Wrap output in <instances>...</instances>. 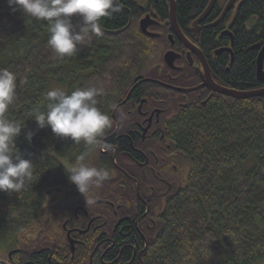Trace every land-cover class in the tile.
I'll list each match as a JSON object with an SVG mask.
<instances>
[{"label": "trees", "instance_id": "obj_1", "mask_svg": "<svg viewBox=\"0 0 264 264\" xmlns=\"http://www.w3.org/2000/svg\"><path fill=\"white\" fill-rule=\"evenodd\" d=\"M175 1L176 21L185 30L210 0ZM226 1L217 0L210 18L220 15ZM236 2L240 5L230 28L233 62L224 77L231 89L244 92L264 87L255 76L257 52L250 50L264 44V0ZM117 3L121 10L101 20L103 34L78 46L75 56L61 59L47 43L46 22L0 0V68L17 76L9 119L24 125L14 146L34 164L32 180L21 192H0V259L17 250L13 254L17 264L38 263L36 255H29L49 244L59 224V214L54 217L57 211L45 200L61 188L67 194L75 189L67 171L80 154H86L85 163L91 167L106 171L113 167L99 146L93 153L94 146L60 139L49 128L37 126L32 113L46 111V92L53 87L69 94L77 88H102L97 107L110 117L136 77L156 78L150 74L158 62L149 50L153 40L140 33L138 22L147 14L167 19V1ZM129 16L130 25L124 29ZM252 18L253 26L246 28ZM71 22L78 31L82 19L73 16ZM210 40V34H204L202 45L210 47ZM154 88L145 83L132 94L146 95L152 103ZM168 131L187 171L175 195L154 209L156 227L140 264H264V97L214 101L209 110L180 119ZM29 132L31 142L25 139ZM126 241L118 248H136V236ZM131 255L124 247L120 260L128 263ZM130 264H139L136 257Z\"/></svg>", "mask_w": 264, "mask_h": 264}, {"label": "flooded vegetation", "instance_id": "obj_2", "mask_svg": "<svg viewBox=\"0 0 264 264\" xmlns=\"http://www.w3.org/2000/svg\"><path fill=\"white\" fill-rule=\"evenodd\" d=\"M236 3L217 24L215 21L220 15L210 18L211 13L197 24L195 21L200 16L196 17L185 30L176 21L183 39L192 49L186 47L173 28L166 24L169 16L161 21L155 14H147L156 22L148 27V32L157 37L142 35L153 40L149 50L157 55L158 62L150 74L156 78H143L151 81L138 85L133 81L129 90L133 86L151 83L157 86L152 89L155 100L151 103L146 95L136 97L132 94L134 88L113 114L129 90L121 101L114 104L110 112L112 127L103 137V142L113 148L105 150L99 146L100 153L113 166L107 171L108 178L99 188L92 186L84 196L76 186L69 194L63 188L59 189L61 198L51 203L57 211L53 216L59 214L57 235L49 244L29 255H36L37 264H130L134 257L141 263L149 235L156 227L154 209L175 195L187 171L182 154L170 138L168 126L209 110L214 101L225 102L230 98L214 91L210 82L221 89L233 90L224 76L233 62L230 28L236 17L235 7L240 5ZM253 24L252 18L246 28ZM204 34H210V47L202 45ZM255 45L259 46L258 49L250 50H255L258 55L264 44ZM167 51L177 55L171 66L163 60ZM185 90L191 91L183 92ZM93 149L95 153L97 146ZM90 200L93 202L89 203ZM130 235L137 237L136 248L133 245L118 248L120 243H128L126 240ZM124 247L132 252L128 263L120 260ZM10 252L13 253L9 257ZM10 252L5 254L6 260L0 259V264H17L13 260L17 250ZM40 255L41 261L38 259Z\"/></svg>", "mask_w": 264, "mask_h": 264}, {"label": "clouds", "instance_id": "obj_3", "mask_svg": "<svg viewBox=\"0 0 264 264\" xmlns=\"http://www.w3.org/2000/svg\"><path fill=\"white\" fill-rule=\"evenodd\" d=\"M7 3L24 15L47 23V43L61 59L75 56L78 46L90 43L93 36H101V20L121 10L117 0H7ZM73 16L82 19L78 31L71 22ZM16 89V74L0 68V192L8 194L21 192L34 175L33 162L23 158L14 146L24 127L9 119ZM102 94L103 89L95 86L77 88L70 94L61 87H53L46 92V111L34 110L33 120L39 128H49L60 139H70L75 144L83 141L88 146L110 150L113 146L104 143L103 137L113 121L97 107V97ZM32 135L29 132L25 139L31 142ZM85 160L86 154H80L67 171L69 181L83 196L108 178L106 170L91 167Z\"/></svg>", "mask_w": 264, "mask_h": 264}, {"label": "water", "instance_id": "obj_4", "mask_svg": "<svg viewBox=\"0 0 264 264\" xmlns=\"http://www.w3.org/2000/svg\"><path fill=\"white\" fill-rule=\"evenodd\" d=\"M168 1V13H169V19L166 22V24L170 25L175 34L182 40V42L184 43V45L190 49H192V47L183 39L182 34L180 33L179 29L177 28V24H176V1L175 0H167ZM217 0H210L209 4L207 5V7L205 8V10L203 11V13L200 15V17L195 21V24L203 21L212 11V9L214 8L215 4H216ZM236 0H228L227 3L225 4L220 16L218 17V19L215 21V24L219 23L222 19H224L225 15L232 10V8L235 5ZM121 9V8H120ZM238 9V5L235 7V12ZM234 12V13H235ZM131 22V16H129V22L126 25V27L124 29H126ZM156 22L152 21L150 19L149 15H145L144 17H142L139 22H138V29L140 31L141 34H143L146 37H157L156 34H152L150 32H148V27L150 25H155ZM258 45H255L253 47H251L250 49H258ZM177 58V55L174 54V52L172 51H167L166 53H164L163 55V60L165 61V63L168 66H171V64L173 63V61ZM263 62H264V45L261 47V49L258 52L257 58H256V79L258 82L264 84V68H263ZM151 80L149 79H143L142 77H136L134 79V83H136V85L142 83V82H149ZM213 86V90L216 91L217 93L223 94L227 97H230L232 99H236V100H246V99H250L253 97L256 98H261L264 97V88L262 89H258L256 91H236V90H229V89H221L218 88L216 86H214V84L212 82H210ZM135 88V86H133L126 98L123 100V102L121 104H119L118 106H116L113 110V114L115 113V111L117 110V108L124 104L126 102V100L128 99L130 93L132 92V90ZM175 90H178L176 88H173ZM181 91V90H178ZM187 91H191V90H185L183 92H187ZM13 252L9 253V257L11 256Z\"/></svg>", "mask_w": 264, "mask_h": 264}, {"label": "rangeland", "instance_id": "obj_5", "mask_svg": "<svg viewBox=\"0 0 264 264\" xmlns=\"http://www.w3.org/2000/svg\"><path fill=\"white\" fill-rule=\"evenodd\" d=\"M157 56V55H156ZM62 196V191H57L55 193H52L51 195H48L46 200H45V204H51L53 202L58 201Z\"/></svg>", "mask_w": 264, "mask_h": 264}, {"label": "bare ground", "instance_id": "obj_6", "mask_svg": "<svg viewBox=\"0 0 264 264\" xmlns=\"http://www.w3.org/2000/svg\"><path fill=\"white\" fill-rule=\"evenodd\" d=\"M114 41V40H113ZM219 88V87H218ZM141 99V98H140ZM232 127V126H231ZM177 128V127H176ZM100 190V189H99ZM69 214V213H68Z\"/></svg>", "mask_w": 264, "mask_h": 264}]
</instances>
